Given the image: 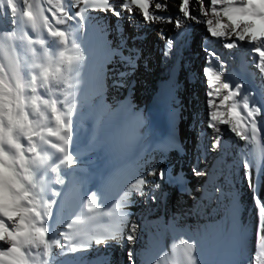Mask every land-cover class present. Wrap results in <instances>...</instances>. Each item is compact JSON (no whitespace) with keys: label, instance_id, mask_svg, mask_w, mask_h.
Listing matches in <instances>:
<instances>
[{"label":"snow or ice","instance_id":"snow-or-ice-1","mask_svg":"<svg viewBox=\"0 0 264 264\" xmlns=\"http://www.w3.org/2000/svg\"><path fill=\"white\" fill-rule=\"evenodd\" d=\"M178 4L171 14L167 0H0V20L15 28L0 29V264H57L58 257L86 251L93 244L111 247L109 241H127L134 245L141 225L130 220L133 213L125 208L137 197L154 203L161 187L156 181L170 179L166 170L156 167L136 171L147 164V158H141L130 171L122 163L112 178L123 179V194L115 209L107 212L103 208H109L110 201L103 188L86 196V202L82 199L78 207L66 208L63 189L55 187L64 185L65 176L73 177L80 159L84 113L76 96L83 83L86 56L77 33L86 23L101 18L94 13L117 20L139 17L148 25L171 23L174 29L187 30L190 22L203 23L208 38L224 48H240L247 42L258 55L256 66L264 76V0H178ZM160 34L166 37L163 29ZM174 39L166 38L165 56L173 49ZM205 52L209 64L204 69L210 109L207 127L213 136L201 155L207 158L216 152L219 159L228 152L223 133L234 134L233 162L243 170L252 192L255 223L251 230L247 222L231 225L226 234L245 256L239 264H264V197L260 195L264 187L260 138L264 104L250 101L251 93L241 96V84L224 82L217 71L224 63L220 54L208 48ZM236 97L242 99L243 115ZM126 143L124 136L115 140L118 146ZM192 172L198 177L209 175L207 168L194 167ZM215 191L224 194L219 186ZM232 203L235 212L234 196ZM101 216L108 217L111 226L103 230L90 227ZM62 225L66 231H58ZM183 244L186 264H197L192 254L195 245ZM54 249H59L55 256ZM127 256L129 264H136L134 248L128 249Z\"/></svg>","mask_w":264,"mask_h":264},{"label":"bare ground","instance_id":"bare-ground-1","mask_svg":"<svg viewBox=\"0 0 264 264\" xmlns=\"http://www.w3.org/2000/svg\"><path fill=\"white\" fill-rule=\"evenodd\" d=\"M167 2L169 13L175 14L179 6L177 0ZM94 15L101 17L100 22L93 20L90 24L86 23L77 33V42L85 50L86 56L85 69L81 74L83 83L76 96L78 106L84 113L78 141L80 159L73 177L65 176L64 185L55 187L70 191L77 207L82 199L86 202V196L103 188L110 201L109 208H103L107 212L115 209L123 194L120 191L123 179L112 178L113 171L122 163H126L130 171L141 158H147V164H141L136 171L156 167L166 170L170 179L156 181L161 187L156 192L154 203L137 197L133 205L125 208L133 213L130 220L141 225L134 245L127 241H109L108 244L113 245L111 247L95 245L92 251L84 253L85 259L89 264H129L127 252L129 248H134L137 253L136 264H149L145 256L149 257L152 264H157V261L176 264L173 254L175 244L184 249L183 242L187 241L195 245L192 254L200 261L238 264V257L245 256L229 239L226 229L247 222L251 230V225L255 223L252 192L244 179L243 170L238 165L234 166V134L227 131L223 133L222 141L228 152L219 159L216 158V152L208 153L207 158L201 155L213 136L212 130L207 127L210 109L206 103L204 69L209 64L206 62L205 49H215L220 54L224 63L222 68L217 67V71L221 72L224 82L241 84V96L246 92L251 93L250 101L254 99L257 104H264V76L256 66L258 55L251 51L247 42H243L240 48H224L214 38H208L203 23L190 22L191 28L185 30L174 29L171 23L148 25L140 21L139 17L117 20L110 15L106 17L102 12ZM8 28L15 30L14 26L0 20V29ZM161 29L166 37L162 38ZM197 30L201 32L199 43L204 53L203 70L199 81L191 84L187 93L201 90L203 102L193 115H188L182 127L183 133L176 136L172 133L175 124L172 118L176 112L171 107V92L165 82L168 71L178 60L182 59L183 64L189 65L186 58L191 57L190 45ZM172 37L175 38L173 49L165 56L166 38ZM157 41L161 43L162 52L156 64L147 66V54L143 55L141 51L148 52L149 43ZM132 79L138 84L134 90L129 86ZM236 100L241 105L238 111L245 114L241 97H236ZM260 118L257 117L258 120ZM118 136L126 137L127 143L116 145ZM260 138L264 143V130ZM235 142L241 145L246 143ZM185 146L189 148L188 151ZM194 167L207 168L209 175L195 176L192 172ZM128 171L125 172V178ZM218 186L224 194L216 193ZM260 195L264 197V187L260 189ZM233 196L238 204L235 212ZM100 220L111 226L108 217L101 216ZM202 234L209 242L214 241L220 246L230 241L233 259L206 249L199 256V237ZM55 250L59 252V249Z\"/></svg>","mask_w":264,"mask_h":264},{"label":"rangeland","instance_id":"rangeland-1","mask_svg":"<svg viewBox=\"0 0 264 264\" xmlns=\"http://www.w3.org/2000/svg\"><path fill=\"white\" fill-rule=\"evenodd\" d=\"M177 4H178V0H177ZM95 22L99 23L100 20H95ZM200 34L201 32H198V30L194 31L195 38L190 45V51H189L190 53L189 55H191V57L186 58V60H189V65L187 66L185 65V63L183 64L185 66H183V69L180 72L178 81L170 82L169 78H167L165 82L166 88H168L171 92V101H172L171 107L174 113L176 112L174 114V117L172 118L175 121L174 128L172 129V133L175 134L176 136L183 133L182 127L185 126V123L187 119L189 118L188 115H193L195 111L202 106V102H203V93L201 90L198 89L197 91L195 90L193 92L187 93L188 89H190L191 87V84L192 85L196 84L197 81H199L198 79L201 78V73L203 70L204 53L200 48V43H199ZM161 49H162L161 43L157 41V42H152L151 44L149 43L148 52L141 51L143 55L147 54L146 55L147 66L157 63V60L162 52ZM129 86H131L133 90L134 88H138V84L136 83V80L134 79L130 81ZM185 149L187 151L189 150V148H187L186 146H185ZM63 196H64V203H65L66 208L77 207L76 204L73 203V198H72V195L70 194V191H63ZM72 218L75 219V216H73ZM108 225H109L108 222L106 221L101 222L99 218V220L94 225H91L90 227H93L98 230L100 229L103 230ZM66 230H67L66 225L58 226V231H66ZM199 238H200L199 244L201 247L198 252L199 256L203 255L205 251L204 249H206V251L208 250L209 252H212V253L213 251L215 253L217 252L222 257L233 259L231 255L232 243L230 241H227L223 243L222 246H220L218 243H215L214 241L209 242L208 239H206V237H204L203 234ZM94 248H95V245L93 244L91 248L86 251H78L76 253H68L65 256H60L58 257L57 264H89V261L85 259L84 253H87L90 250L92 251ZM148 249L149 251H151V247H149ZM58 253L59 252L57 250L55 251L53 250L54 256L57 255ZM173 254H174L176 264H182V261L184 262V264H186V257L184 255V249L177 243L175 244ZM145 259L149 264H152L149 257L145 256ZM243 259H245V257L242 258L239 256L238 264ZM196 261H197V264H213L209 262L200 261L197 257H196Z\"/></svg>","mask_w":264,"mask_h":264},{"label":"water","instance_id":"water-1","mask_svg":"<svg viewBox=\"0 0 264 264\" xmlns=\"http://www.w3.org/2000/svg\"><path fill=\"white\" fill-rule=\"evenodd\" d=\"M183 61L182 59L178 60V62L171 68L170 72L168 73V78L170 82L177 81L179 78L180 72L183 69Z\"/></svg>","mask_w":264,"mask_h":264}]
</instances>
